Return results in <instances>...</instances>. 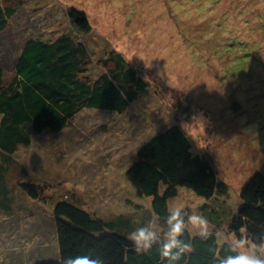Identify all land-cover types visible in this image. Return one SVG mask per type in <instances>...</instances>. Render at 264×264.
<instances>
[{"label": "rangeland", "instance_id": "obj_1", "mask_svg": "<svg viewBox=\"0 0 264 264\" xmlns=\"http://www.w3.org/2000/svg\"><path fill=\"white\" fill-rule=\"evenodd\" d=\"M70 9L86 15L88 35L70 23ZM65 34L93 62L119 53L148 86L121 114L84 109L63 130L34 133L18 148L3 180L0 264L58 259L52 210L60 198L107 220L150 209L125 172L141 145L172 124L185 130L194 152L210 157L226 194L206 202L178 188L168 210L180 204L203 215L207 203L218 244L233 243L228 227L240 192L254 173L264 177V0H23L0 33L3 87L26 39ZM100 73L93 65L87 77ZM22 182L37 184L40 199L22 191Z\"/></svg>", "mask_w": 264, "mask_h": 264}, {"label": "trees", "instance_id": "obj_2", "mask_svg": "<svg viewBox=\"0 0 264 264\" xmlns=\"http://www.w3.org/2000/svg\"><path fill=\"white\" fill-rule=\"evenodd\" d=\"M22 1L0 0V33L11 26ZM67 17L80 34L90 33L83 12L70 9ZM16 54L14 76L6 88L0 67V200L7 192L3 180L13 164L12 156L19 147L31 144L32 134L59 132L84 109L121 114L148 86L119 53L111 52L93 62L86 46L67 34L45 41L30 37ZM93 65L101 73L91 80L87 72ZM125 176L138 196L151 199L150 209L107 220L60 198L52 210L58 259L89 255L100 258L102 264H161L156 247L151 254L139 255L128 234L157 217L165 227L168 200L177 196L178 188L189 189L206 202L226 194V185L210 157L193 151L192 139L178 124L145 141ZM19 186L32 199H40L37 184L22 182ZM160 186L164 187L162 194ZM239 199L229 232L239 238L243 228L251 241L264 243L262 174L251 176ZM201 210L204 217L211 218L213 209L207 203ZM183 239L192 244L193 251L178 264H217L216 257L228 251L227 243L218 244L215 232L207 241L193 238L189 231ZM58 259L37 264H58Z\"/></svg>", "mask_w": 264, "mask_h": 264}, {"label": "clouds", "instance_id": "obj_3", "mask_svg": "<svg viewBox=\"0 0 264 264\" xmlns=\"http://www.w3.org/2000/svg\"><path fill=\"white\" fill-rule=\"evenodd\" d=\"M168 211L164 228H160L157 217L156 222L150 220L136 227L127 238L137 254H151L156 247L161 264H178L186 254L193 251L192 244L183 239L189 229L193 238L207 241L214 235V226L203 215L190 214L180 204H173ZM240 232L241 236L234 237L233 243L227 242V253L216 257L217 264H264V243L251 241L244 234L243 228ZM58 264H102V261L89 255L61 256Z\"/></svg>", "mask_w": 264, "mask_h": 264}]
</instances>
